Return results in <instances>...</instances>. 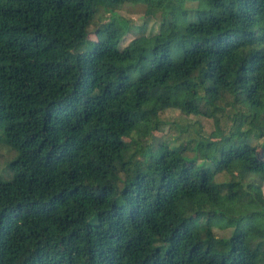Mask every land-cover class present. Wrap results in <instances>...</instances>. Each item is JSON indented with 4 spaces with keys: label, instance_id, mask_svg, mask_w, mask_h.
<instances>
[{
    "label": "trees",
    "instance_id": "obj_1",
    "mask_svg": "<svg viewBox=\"0 0 264 264\" xmlns=\"http://www.w3.org/2000/svg\"><path fill=\"white\" fill-rule=\"evenodd\" d=\"M0 129V264H264V0H0Z\"/></svg>",
    "mask_w": 264,
    "mask_h": 264
},
{
    "label": "rangeland",
    "instance_id": "obj_2",
    "mask_svg": "<svg viewBox=\"0 0 264 264\" xmlns=\"http://www.w3.org/2000/svg\"><path fill=\"white\" fill-rule=\"evenodd\" d=\"M116 15L117 17L127 20L130 25L127 32L122 35L119 42L117 43V47L121 49L127 46L130 43V41H132L134 38H137L138 36L141 35L150 36L156 34L159 30V25L157 21L153 19H146L142 7L125 6L121 10H118ZM108 20H109V14L103 12L102 10H100L95 15L94 20L89 28V36H88L89 41L85 43L82 52L89 51L91 49L92 46H90V43L95 42L97 40V36H96L97 30L102 28V26L105 25L106 22H108ZM227 112L229 113V110H227ZM162 118L168 124L164 126V128L159 132L154 133L155 138L158 139L168 138L170 142L174 141L177 138L179 142H182V140L185 141L187 137L189 136L191 137V133H192L191 131L190 132L188 131L185 134H181L180 129L177 128L175 125L171 124L172 121L178 120V118H180L178 112L166 111L165 113L162 114ZM196 120L199 122V125L193 126L192 122ZM231 123H232L231 120H223V118L221 120L219 119L218 123L211 118L189 117V121H188V124L191 128L194 129L200 127V133L205 137H211L212 134L217 133L219 129H223V130L225 129L227 131ZM2 135L3 132L2 129H0V138H2ZM177 136H179V138ZM252 144L256 146L257 158L264 161V137L258 140L253 139ZM14 154L15 153L13 149H10L2 145V142H0V176L5 179L11 176L12 172L7 162L13 160ZM233 177L236 178V180L244 183L247 182L256 183V184L259 183L258 178L252 175H246L245 178H243L240 176V174L236 172L233 173ZM227 178L222 173H219L216 179L218 181H224ZM261 186H262L261 187L262 192L264 194V183H262ZM233 188L235 190L237 189L235 186ZM211 222L214 225L216 219L212 218ZM214 231L218 236H222L225 234V231H221L220 229L216 228V226L214 228Z\"/></svg>",
    "mask_w": 264,
    "mask_h": 264
}]
</instances>
